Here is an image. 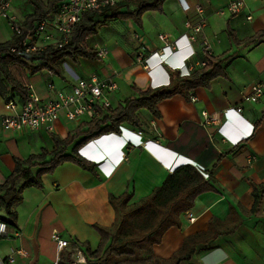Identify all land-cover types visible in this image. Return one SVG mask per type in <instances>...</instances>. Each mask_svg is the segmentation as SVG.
<instances>
[{"label":"crops","instance_id":"obj_1","mask_svg":"<svg viewBox=\"0 0 264 264\" xmlns=\"http://www.w3.org/2000/svg\"><path fill=\"white\" fill-rule=\"evenodd\" d=\"M38 1L45 6L48 2ZM62 1L55 2L46 17ZM134 1L117 0L116 10L131 12ZM228 1L165 0L161 10L144 12L139 24L130 17L99 23L92 45L106 50L102 58L79 57L76 62L65 58L60 74L23 69L27 88L41 100L52 95L49 83L57 90L69 91L82 78L95 76L113 82L116 87L106 92L110 109L137 97L139 91L168 85L173 68L183 74L202 68L208 55L224 74L207 86H197L188 96L175 94L162 100L157 104L159 117L139 109L136 114L141 126L125 123L126 133L120 138L102 137L90 143L86 153L95 163H90L89 169L65 161L42 175L41 188L24 189L15 208L17 227L6 228L0 238V259L6 261L14 255L12 264H53L57 256L53 230L70 244H79L87 256L100 241L93 225L110 226L114 221L110 195L127 191L129 202L135 203L161 185L176 167L191 164L213 169L212 190L198 195L193 206L180 215V225L170 227L153 246V254L162 259L172 257L186 238L206 232L218 221L216 227L235 226L234 231L196 246L190 257L178 264H264V91L255 102L243 99L251 83H260L264 90V38L246 41L264 30V0H243L245 7L240 13L218 14ZM36 2L11 0V11L26 24ZM197 26L200 29L194 32ZM228 30L242 43H235ZM185 34L194 41L189 43ZM11 38L7 22L0 17V43ZM177 39V52L172 54L165 46ZM10 87L0 76V184L14 169V155L26 158L43 150L50 153L56 148L52 134L64 139L81 125L86 130L91 121L83 117L71 123L62 110L51 132L44 128L4 129L1 116L9 113L5 103L12 95ZM236 107L241 108L239 113L232 109ZM227 109L220 130L217 124L204 123L203 113ZM137 130L147 147L129 142L137 140L132 133ZM80 139L67 147V154ZM99 145H105L106 150H99ZM97 162H103L102 171ZM188 212L194 216L191 221Z\"/></svg>","mask_w":264,"mask_h":264},{"label":"trees","instance_id":"obj_2","mask_svg":"<svg viewBox=\"0 0 264 264\" xmlns=\"http://www.w3.org/2000/svg\"><path fill=\"white\" fill-rule=\"evenodd\" d=\"M35 12L23 24L30 28L35 22L46 17L52 6L58 0H48L46 6L36 0ZM165 0H135V8L128 13H120L116 5L99 10L85 12L70 35L69 41L62 47L47 46L32 53L7 54L6 50L19 42L18 36L0 43V76L11 87L12 95L7 99L17 98L21 102L29 100L26 75L48 70L60 74V63L65 58L76 62L79 57L98 59L97 49L92 45V36L97 32L99 23H107L111 19L132 18L140 23L141 15L146 11H159ZM235 43L238 41L233 32L228 30ZM264 38V30L257 32L246 41L255 42ZM205 65L194 70L187 76H181L179 71L170 73V82L166 86L149 88L138 92L137 97L125 100L114 109H102L100 115L88 122L87 129L82 125L71 131L66 138L60 139L52 134L56 148L52 152L43 150L39 154H31L26 158L14 155V169L0 184V222L6 228L17 227L16 206L22 201L24 189L42 187V175L51 173L61 163L68 161L82 168L89 169L90 161L80 156L78 149L87 142L102 135L118 133L119 127L125 123L140 127L141 122L136 112L144 108L154 117H159L157 104L175 94L188 96L189 91L197 86H207L209 82L223 75L222 67L213 63L208 55ZM37 62L35 66L30 65ZM6 100V101H7ZM81 139L73 145L71 152L67 147L77 138ZM48 156V157H47ZM203 173L207 174V178ZM213 179V169L197 168L191 164L176 167L150 194L130 203L131 194L125 191L120 196L110 195L115 218L110 226L94 224V229L100 236V241L94 251H87L86 264H178L188 259L195 247L209 242L219 234H229L235 229L225 228L213 221L206 232H201L186 238L181 248L170 258L162 259L153 254V246L158 244L164 233L174 226L180 225V215L190 209L195 199L201 193L212 190L210 181ZM3 213V214H1Z\"/></svg>","mask_w":264,"mask_h":264},{"label":"built area","instance_id":"obj_3","mask_svg":"<svg viewBox=\"0 0 264 264\" xmlns=\"http://www.w3.org/2000/svg\"><path fill=\"white\" fill-rule=\"evenodd\" d=\"M117 0H63L56 11L49 17H44L35 22L30 28H27L19 20V18L11 11V0H0V17L3 18L11 31L12 36H18L19 42L10 46L6 50L7 54L32 53L42 50L47 46L56 48L64 46L70 38L75 26L80 22L85 12L99 10L105 7L114 6ZM245 7L243 0H229L226 5L218 10L220 15H235L240 13ZM250 15L247 16L250 19ZM187 24V23H186ZM188 25V24H187ZM200 27H195L194 32H198ZM190 41H194L193 36L184 35ZM163 38V37H162ZM175 41L165 46L173 48ZM106 53L104 48L97 49V55L102 58ZM163 53V49L160 55ZM0 52V57L3 56ZM157 54L156 52L152 55ZM151 55V56H152ZM180 74L181 76L188 75ZM52 91V95L41 100L33 91L28 88L29 100L21 102L18 99H9L5 103V108L9 113L1 116L2 128L13 132L23 131L24 129L36 130L44 128L47 131H53L55 122L59 119L60 112L63 110L68 121L75 123L79 119L85 117L89 120L98 117L102 108H111V103L106 96V92L113 90L116 85L113 82H105L92 76L89 79H78L72 85L69 91L57 90L53 84L47 85ZM249 92L243 96V99L249 102L257 101L263 94V86L260 83L249 84ZM239 113L241 108H232ZM230 109L217 111L210 114L203 113L205 124H217L219 130L222 127V119L226 116ZM253 129V127H252ZM125 129L119 127L118 133H110L103 137H121ZM132 132V131H131ZM126 133V132H125ZM136 137V141L129 142L136 146L142 143L140 136L141 131L132 132ZM97 140L93 141L96 142ZM146 147L148 146L145 142ZM86 151V149H85ZM87 152V151H86ZM203 170L202 167H198ZM207 178V174L203 173ZM188 219L191 221L194 216L191 212L187 213ZM6 226L0 222V238L5 234ZM51 239L55 242L57 248V256L53 264H86L87 256L85 250L77 243L70 242L63 238L61 234L53 230ZM69 248L67 252L64 249ZM15 262L14 255L5 260L0 259V264H12Z\"/></svg>","mask_w":264,"mask_h":264},{"label":"clouds","instance_id":"obj_4","mask_svg":"<svg viewBox=\"0 0 264 264\" xmlns=\"http://www.w3.org/2000/svg\"><path fill=\"white\" fill-rule=\"evenodd\" d=\"M186 39H187V37H186ZM179 40H180V39L174 40L175 42L173 43V44H174V47H173V48H172L171 46H170L169 48H167V50H169V52H171L172 54L177 52V45H176V44H177V42H178ZM187 41L190 43V40H189V39H187ZM163 53H164V51H163ZM163 53H162L160 56H162ZM172 70H177V71H179L180 74H183L182 72H180V69H179V68H177V69H176V68H175V69L173 68ZM185 72L187 73V71H185ZM122 135H123L122 133L119 134V136H122ZM102 137H103V135L100 136V137H98V138H96V139H93V140L87 142V143L84 144L82 147H80V148L78 149V152H79L80 156L83 157L84 159H86V160L92 162V163H95L94 160L90 159V157H89V155L86 153L85 149L88 148V146H89L90 143L92 144L93 141H95V140H99V139H101ZM141 142H142V143H140L139 146L146 147L145 142H143V141H141ZM102 163H103V162H97V163H96V164H97V168H98V170H100V171H102V170H101ZM175 167H176V166H175ZM175 167H174V168H175Z\"/></svg>","mask_w":264,"mask_h":264},{"label":"water","instance_id":"obj_5","mask_svg":"<svg viewBox=\"0 0 264 264\" xmlns=\"http://www.w3.org/2000/svg\"><path fill=\"white\" fill-rule=\"evenodd\" d=\"M98 149L101 151H105L106 150V146L105 145H99Z\"/></svg>","mask_w":264,"mask_h":264}]
</instances>
